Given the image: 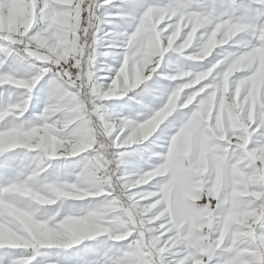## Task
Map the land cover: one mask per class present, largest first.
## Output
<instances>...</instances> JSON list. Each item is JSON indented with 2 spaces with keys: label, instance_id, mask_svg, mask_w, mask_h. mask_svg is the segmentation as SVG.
Here are the masks:
<instances>
[{
  "label": "snow or ice",
  "instance_id": "snow-or-ice-1",
  "mask_svg": "<svg viewBox=\"0 0 264 264\" xmlns=\"http://www.w3.org/2000/svg\"><path fill=\"white\" fill-rule=\"evenodd\" d=\"M0 264H264V0H0Z\"/></svg>",
  "mask_w": 264,
  "mask_h": 264
},
{
  "label": "rangeland",
  "instance_id": "rangeland-1",
  "mask_svg": "<svg viewBox=\"0 0 264 264\" xmlns=\"http://www.w3.org/2000/svg\"><path fill=\"white\" fill-rule=\"evenodd\" d=\"M108 27H112V25H106V26H105V30H107V28H108ZM101 59H104V58H103V57H101ZM124 99H125V100H127V99H128V97H125ZM132 103H135V102H134V101H132Z\"/></svg>",
  "mask_w": 264,
  "mask_h": 264
}]
</instances>
